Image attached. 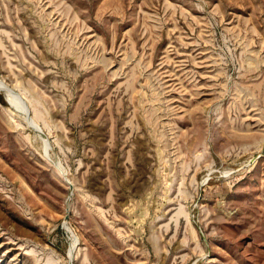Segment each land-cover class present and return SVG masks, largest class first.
Returning a JSON list of instances; mask_svg holds the SVG:
<instances>
[{
  "label": "rangeland",
  "instance_id": "1",
  "mask_svg": "<svg viewBox=\"0 0 264 264\" xmlns=\"http://www.w3.org/2000/svg\"><path fill=\"white\" fill-rule=\"evenodd\" d=\"M69 262L264 264V0H0V264Z\"/></svg>",
  "mask_w": 264,
  "mask_h": 264
},
{
  "label": "water",
  "instance_id": "2",
  "mask_svg": "<svg viewBox=\"0 0 264 264\" xmlns=\"http://www.w3.org/2000/svg\"><path fill=\"white\" fill-rule=\"evenodd\" d=\"M34 130L36 131V133H38L39 135H42L44 137V139H45V141L47 143V147H49L50 144H49V141H48L47 137L45 136V134L38 127H35ZM68 188H69V194H70L71 187L69 186ZM64 220H65V216L63 217V221ZM69 264H70V262H69Z\"/></svg>",
  "mask_w": 264,
  "mask_h": 264
},
{
  "label": "bare ground",
  "instance_id": "3",
  "mask_svg": "<svg viewBox=\"0 0 264 264\" xmlns=\"http://www.w3.org/2000/svg\"><path fill=\"white\" fill-rule=\"evenodd\" d=\"M4 91H5V93H6V96L8 97V93L11 95V97H12V104L16 107V97L14 96V94H12L11 92H9V89L7 90V88H4ZM16 109H17V107H16ZM42 136V135H41ZM43 137V136H42ZM46 142V141H45ZM72 260H71V258H70V262H71Z\"/></svg>",
  "mask_w": 264,
  "mask_h": 264
}]
</instances>
